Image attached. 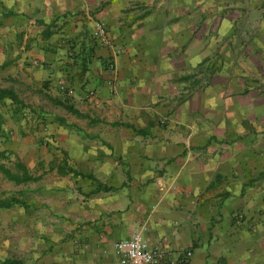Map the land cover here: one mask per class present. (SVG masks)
Wrapping results in <instances>:
<instances>
[{
  "label": "crops",
  "instance_id": "1",
  "mask_svg": "<svg viewBox=\"0 0 264 264\" xmlns=\"http://www.w3.org/2000/svg\"><path fill=\"white\" fill-rule=\"evenodd\" d=\"M0 88L24 106L0 100V151L36 178L0 264H119L133 237L264 264V0H0Z\"/></svg>",
  "mask_w": 264,
  "mask_h": 264
},
{
  "label": "built area",
  "instance_id": "2",
  "mask_svg": "<svg viewBox=\"0 0 264 264\" xmlns=\"http://www.w3.org/2000/svg\"><path fill=\"white\" fill-rule=\"evenodd\" d=\"M91 37L99 47H111L107 30L102 23L95 24ZM107 70L109 72L115 70L114 62H108ZM114 250L118 256L119 264H189L192 257L191 251L185 250L176 258H171L164 249L160 247L151 248L140 237L120 241L115 244Z\"/></svg>",
  "mask_w": 264,
  "mask_h": 264
},
{
  "label": "trees",
  "instance_id": "3",
  "mask_svg": "<svg viewBox=\"0 0 264 264\" xmlns=\"http://www.w3.org/2000/svg\"><path fill=\"white\" fill-rule=\"evenodd\" d=\"M7 98L11 100L13 105L17 106L20 109H23L24 106L22 103L18 100L17 96L9 90H4L0 88V100ZM63 108L70 111V107L63 106ZM3 134V120L0 116V140L2 138ZM3 161H9V156L5 152L0 151V174L4 178V180L8 182H12L15 185L19 184H27L32 183L36 181V178H34L25 168L24 165L21 163H14L12 168H8ZM13 206H21L26 207L25 203L18 200L15 196H11L9 198H3L0 199V211L1 210H7L9 208H12ZM3 264H15V263H3Z\"/></svg>",
  "mask_w": 264,
  "mask_h": 264
},
{
  "label": "rangeland",
  "instance_id": "4",
  "mask_svg": "<svg viewBox=\"0 0 264 264\" xmlns=\"http://www.w3.org/2000/svg\"><path fill=\"white\" fill-rule=\"evenodd\" d=\"M233 32H237V33H241V32H245L242 27L240 29V27H237L233 30ZM4 110V107L0 104V113L2 114ZM1 116V115H0ZM3 127L5 126L4 123L6 122L8 127L10 125H13L15 124L14 122H11L9 120L8 117H3ZM5 123V124H6ZM28 144L30 145V141H32V139H28ZM34 142H37L38 145H44L47 143V141H45V138H43V136H39L38 139H33ZM45 143V144H44ZM3 163L8 167V168H12V164L8 161H3ZM33 185L32 184H28V185H24L23 186V189H24V192L25 193H28V194H33V193H36L35 190H33ZM22 187L21 186H17L15 185L14 183L12 182H8L6 180H4V178L2 177V175L0 174V199H3V198H9L11 196H15L17 194V190L21 189ZM25 198H27V196H25Z\"/></svg>",
  "mask_w": 264,
  "mask_h": 264
}]
</instances>
